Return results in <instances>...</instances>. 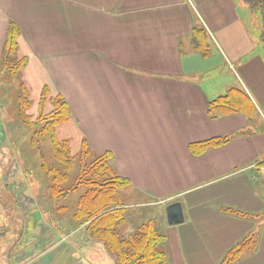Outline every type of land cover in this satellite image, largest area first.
<instances>
[{"label": "crops", "instance_id": "1", "mask_svg": "<svg viewBox=\"0 0 264 264\" xmlns=\"http://www.w3.org/2000/svg\"><path fill=\"white\" fill-rule=\"evenodd\" d=\"M252 11L244 0H0V48L18 26L25 71L34 65L42 90L69 106L58 137L111 153L127 180L122 200L163 209L170 264H264V46ZM174 202L185 220L172 225ZM22 205L5 264H55L60 254L116 264L106 247L68 256L65 237ZM24 235L31 245L16 255Z\"/></svg>", "mask_w": 264, "mask_h": 264}, {"label": "rangeland", "instance_id": "2", "mask_svg": "<svg viewBox=\"0 0 264 264\" xmlns=\"http://www.w3.org/2000/svg\"><path fill=\"white\" fill-rule=\"evenodd\" d=\"M252 12L257 13V16H259L257 18L260 24L258 30L260 35L263 27L262 17L258 10ZM256 20V17L247 19V23H252L253 30H255L253 24H257ZM1 49L0 264H5L6 258L3 254L7 255L10 246L13 245V241H10V238L16 239L22 230V217L27 216L26 211H28V209L25 210L22 204L30 202L39 211V216L37 211H34V218H40L41 214L46 217L50 226V235L60 234V237H65L64 241L70 244V246L66 247V252L69 253L68 256L78 259L80 253L88 256L98 255L100 254V250L102 251V248L105 249L106 246L89 233L88 224L78 225L80 220L75 216L79 206V199L86 193L87 189L83 185L78 190H72L73 186L77 183L80 166L81 164H85L84 161H80L79 159V152L82 146L80 147L77 140H71V153L72 156L76 157V160L73 161L74 165L69 171V178L66 179L61 187L59 186V188L63 189L61 194L60 192L53 193L50 189L53 182L51 176L53 173L48 175L46 170L42 168V164L44 160L49 167L57 164L55 149L47 138L43 139V136L35 135L34 132L41 128L43 119L54 108V105L57 106L58 99H55L53 102L51 97L54 96H51L48 89L46 90L48 93L44 96L41 95L44 82L40 81L39 72L34 65V69L31 68L32 70H30L31 72L24 69L19 73H9V69H7V65L5 64L6 52L4 49ZM19 56L22 57L20 52ZM22 82L24 85H22ZM19 93L20 98H18ZM20 111L22 112L21 115ZM58 129V134L61 138L67 135L66 123L60 124ZM32 137L35 139H33L34 141H31ZM86 162H90L89 159ZM126 187L127 184L120 189L123 190ZM125 194L129 198L123 201L125 222L120 226L121 232L124 234L136 232L143 223L149 221H154L158 229L161 228V220L164 219L163 209L153 204L143 206V204H140L143 198L138 195L135 198L127 193ZM81 220L83 221V219ZM79 228L84 230V232H82V235L77 234L73 237L71 232L73 233V231ZM25 236L18 244V248L14 250L16 255L21 250H24L25 247H30L31 245V237ZM66 237L70 238L67 239ZM52 243L54 241L52 236H50L49 244ZM38 250L35 251L36 254ZM107 252L115 260L116 264H120L108 249ZM64 256L60 254L58 259H55V264L74 263L71 258ZM24 257L28 258L29 255L26 256L24 254L22 258L18 257L16 261L20 263V260ZM97 259H100V257ZM97 259L94 260L97 261Z\"/></svg>", "mask_w": 264, "mask_h": 264}, {"label": "trees", "instance_id": "3", "mask_svg": "<svg viewBox=\"0 0 264 264\" xmlns=\"http://www.w3.org/2000/svg\"><path fill=\"white\" fill-rule=\"evenodd\" d=\"M244 1L261 13L263 19L261 40L264 46V0ZM19 37L18 26L12 24L4 48L6 52L5 64L9 73L22 72L28 65V57L19 56ZM22 85H24L23 82ZM47 89L45 87L43 90V96L48 93ZM18 98H20V93ZM51 98L53 102L58 99L57 106L54 105V108L46 114L41 128L34 134L43 136V139L47 138L54 146L57 164L49 167L43 159L42 168L48 175L53 173L51 175L53 181L50 186L51 191L61 194L63 189L59 186L61 187L69 178V171L73 167L76 157L72 156L70 141L60 139L57 135L58 126L66 123L70 118L69 106L60 96ZM19 113L22 114L21 111ZM33 139L32 137L31 141L35 140ZM229 139L230 137L210 140L204 144V149L224 143ZM79 159L85 164H81L77 183L72 190H78L83 185L87 189L79 199L75 215L80 220L78 225L88 224L89 233L104 243L120 264H170L169 257L163 249L166 236L158 229L154 221L143 223L136 232L130 234L121 232L120 226L125 222V208L120 188L127 184V180L118 175L113 164L112 154L109 152L93 154L88 142L83 141ZM88 159L90 162L87 163ZM241 248L240 245L229 252V262L237 259Z\"/></svg>", "mask_w": 264, "mask_h": 264}, {"label": "water", "instance_id": "4", "mask_svg": "<svg viewBox=\"0 0 264 264\" xmlns=\"http://www.w3.org/2000/svg\"><path fill=\"white\" fill-rule=\"evenodd\" d=\"M167 219L172 225L184 222L185 216L180 202H174L167 206Z\"/></svg>", "mask_w": 264, "mask_h": 264}]
</instances>
